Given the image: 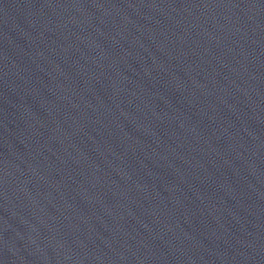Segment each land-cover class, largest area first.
<instances>
[{"label":"water","instance_id":"water-1","mask_svg":"<svg viewBox=\"0 0 264 264\" xmlns=\"http://www.w3.org/2000/svg\"><path fill=\"white\" fill-rule=\"evenodd\" d=\"M0 264H264V0H0Z\"/></svg>","mask_w":264,"mask_h":264}]
</instances>
